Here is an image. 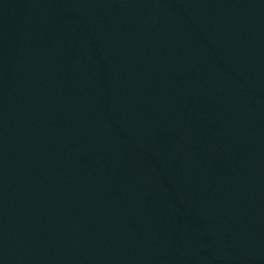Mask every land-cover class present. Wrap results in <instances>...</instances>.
<instances>
[{
	"label": "water",
	"instance_id": "1",
	"mask_svg": "<svg viewBox=\"0 0 264 264\" xmlns=\"http://www.w3.org/2000/svg\"><path fill=\"white\" fill-rule=\"evenodd\" d=\"M0 264H264V0H0Z\"/></svg>",
	"mask_w": 264,
	"mask_h": 264
}]
</instances>
